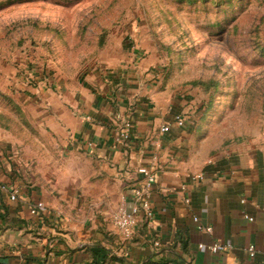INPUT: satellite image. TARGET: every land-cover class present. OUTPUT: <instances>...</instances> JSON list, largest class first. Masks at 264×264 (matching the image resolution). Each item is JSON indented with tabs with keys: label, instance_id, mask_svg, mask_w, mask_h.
I'll list each match as a JSON object with an SVG mask.
<instances>
[{
	"label": "crops",
	"instance_id": "0c3cea01",
	"mask_svg": "<svg viewBox=\"0 0 264 264\" xmlns=\"http://www.w3.org/2000/svg\"><path fill=\"white\" fill-rule=\"evenodd\" d=\"M147 85L142 71L92 72L20 100L32 136L0 140V186L10 189L0 190V264H264V135L208 152L188 122L172 124L181 108ZM126 122L130 139L118 141ZM138 168L157 173L154 217L124 241L111 217ZM213 244L230 249H199Z\"/></svg>",
	"mask_w": 264,
	"mask_h": 264
},
{
	"label": "rangeland",
	"instance_id": "374dc122",
	"mask_svg": "<svg viewBox=\"0 0 264 264\" xmlns=\"http://www.w3.org/2000/svg\"><path fill=\"white\" fill-rule=\"evenodd\" d=\"M134 71L206 151L257 140L264 0H0V140L30 141L18 103L37 87Z\"/></svg>",
	"mask_w": 264,
	"mask_h": 264
},
{
	"label": "built area",
	"instance_id": "2783aa9c",
	"mask_svg": "<svg viewBox=\"0 0 264 264\" xmlns=\"http://www.w3.org/2000/svg\"><path fill=\"white\" fill-rule=\"evenodd\" d=\"M172 124L177 128H183L186 125L185 119L181 115H177L174 117ZM170 124L164 125L161 129V133H167L169 131ZM130 130L131 124L130 122H126L124 124L123 129L121 130L117 140L118 141H128L130 139ZM136 175L140 180L137 186H134L130 189V196L127 200H124L121 203L111 217V222L113 227L115 228L118 235L122 238V240L127 241L131 238L135 227L138 224L140 218H143L146 222H151L154 213L151 206L150 198L152 192L154 190V186L157 181V173L154 168H138L136 170ZM200 176L199 178H201ZM0 190L5 191L9 190L6 186H0ZM15 192L11 190L10 200L14 201L16 199ZM241 204L244 203V200L240 201ZM43 204L37 203L34 207H32L29 213L33 216L37 215L38 211L42 209ZM264 211V208L262 209ZM248 222H252L253 219L249 216H244ZM194 222L197 225V230L199 232L210 233L211 228L202 227L197 219H194ZM155 246H158V243H155ZM199 249L206 250L210 254H219L224 251L230 249V245L228 244H213L210 246L199 245ZM248 256L253 258L255 255V250L252 246L247 249Z\"/></svg>",
	"mask_w": 264,
	"mask_h": 264
}]
</instances>
